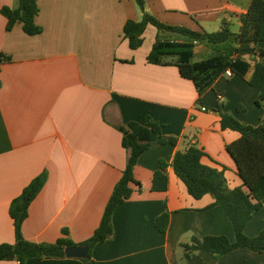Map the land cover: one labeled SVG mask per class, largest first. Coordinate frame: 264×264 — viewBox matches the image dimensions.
I'll list each match as a JSON object with an SVG mask.
<instances>
[{
	"label": "crops",
	"instance_id": "0c3cea01",
	"mask_svg": "<svg viewBox=\"0 0 264 264\" xmlns=\"http://www.w3.org/2000/svg\"><path fill=\"white\" fill-rule=\"evenodd\" d=\"M251 0H148L145 12L160 22L205 31L222 21L240 23ZM16 0H0V54L10 58L0 67V245L14 243L9 206L32 179L47 172L42 190L30 204L22 224L25 240L53 244L66 230L74 244L89 240L98 228L115 184L126 166L127 154L116 126L146 116L164 125L176 146L155 147L140 156L134 193L112 216V237L96 245L91 257L97 264H264V255L237 249L225 255L200 251L182 260L180 245L192 237L235 233L223 209L210 195L193 199L183 183L166 169L168 189L152 192L151 181L159 161L170 164L178 151L191 145L205 153L202 163L226 170L230 188L240 185L226 146L239 134L223 130L217 111L222 96L224 112L243 124L257 127L264 118L256 106L258 93L239 77L221 76L197 103L190 81L174 66L148 64L146 59L158 35L148 25L143 44L128 47L123 27L140 21L134 0H37L35 18L42 33L28 36L17 24L6 32L3 7ZM264 43L254 60L264 65ZM195 48V61L211 55ZM252 72L248 73L247 78ZM238 108L241 112H238ZM202 109H205L202 111ZM167 212L165 233L155 227ZM264 230L262 209L253 214L244 233L255 237ZM0 264H19L0 261ZM26 264H83L81 259H30Z\"/></svg>",
	"mask_w": 264,
	"mask_h": 264
},
{
	"label": "trees",
	"instance_id": "16d2710c",
	"mask_svg": "<svg viewBox=\"0 0 264 264\" xmlns=\"http://www.w3.org/2000/svg\"><path fill=\"white\" fill-rule=\"evenodd\" d=\"M148 0H134L142 12L140 21L129 20L123 27V37L131 50L139 49L143 44V34L148 25L153 26L158 35L147 56V63L156 66H174L179 76L190 81L200 103L202 96L229 70L232 77H239L257 93L255 104L264 110V65L254 60L259 44L264 43V0H251L245 14L238 16L240 27L234 33L230 24L222 21L216 32H207L195 22V29L170 26L160 22L145 12ZM39 13L37 0H16L13 8L3 7L2 16L6 19V32L17 24L22 26L28 36H37L42 28L37 26L35 18ZM165 34V37H163ZM204 46L211 50V55L195 61V48ZM260 57H264L261 52ZM9 57L0 54V67L9 63ZM252 72L247 78L248 73ZM1 86V83H0ZM220 126L239 134V139L226 146V152L235 165L236 176L240 185L230 188L221 170L206 166L202 159L203 150L195 145L178 151L170 164L159 161V168L151 181L152 192H165L168 189L166 169L171 167L174 175L186 187L188 194L195 200L210 195L215 206L223 209L231 223L235 241L230 242L223 236L192 237L188 243L180 245L182 260H187L196 252L204 251L212 255H225L237 249H246L264 255V230L255 237H247L244 230L252 220L253 214L262 209L264 200V118L257 127L243 124L233 115L224 112L222 96L218 95ZM205 110V109H204ZM238 112L241 110L238 108ZM164 125L146 116L144 122L132 121L116 126L122 135L121 146L127 154L126 166L121 178L115 184L104 209L100 224L92 237L84 243L74 244L68 232L53 244H36L24 239L22 224L28 217L30 204L35 200L47 180V172L30 181L21 194L13 199L9 206V216L14 227V243L0 245V261H16L26 264L30 259L66 258L65 250L71 247H88L87 258L83 264H97L91 257L92 249L109 240L113 235L112 216L117 207L128 201L134 193L141 192L142 186L134 178V169L138 159L145 152L158 147L176 146L177 139L164 136ZM169 225V214L157 217L155 227L165 233Z\"/></svg>",
	"mask_w": 264,
	"mask_h": 264
},
{
	"label": "water",
	"instance_id": "95a60500",
	"mask_svg": "<svg viewBox=\"0 0 264 264\" xmlns=\"http://www.w3.org/2000/svg\"><path fill=\"white\" fill-rule=\"evenodd\" d=\"M65 257L70 259L87 258L88 247H71L65 250Z\"/></svg>",
	"mask_w": 264,
	"mask_h": 264
},
{
	"label": "rangeland",
	"instance_id": "374dc122",
	"mask_svg": "<svg viewBox=\"0 0 264 264\" xmlns=\"http://www.w3.org/2000/svg\"><path fill=\"white\" fill-rule=\"evenodd\" d=\"M219 28H217L216 30H208L207 32H210V33H212V32H216L217 30H218ZM230 29H231V31L232 32H234V33H236V32H238V28H237V26H236V24L234 23L233 25H231L230 26ZM163 34V33H162ZM164 36L163 37H165V34H163ZM263 110V109H262ZM263 115H264V110H263ZM45 171V170H44ZM40 175V174H39Z\"/></svg>",
	"mask_w": 264,
	"mask_h": 264
},
{
	"label": "built area",
	"instance_id": "2783aa9c",
	"mask_svg": "<svg viewBox=\"0 0 264 264\" xmlns=\"http://www.w3.org/2000/svg\"><path fill=\"white\" fill-rule=\"evenodd\" d=\"M224 76H226L227 78H231L232 77V74L229 70H227L224 74ZM202 111H204V109H202Z\"/></svg>",
	"mask_w": 264,
	"mask_h": 264
}]
</instances>
